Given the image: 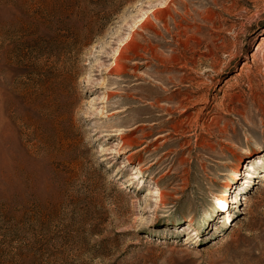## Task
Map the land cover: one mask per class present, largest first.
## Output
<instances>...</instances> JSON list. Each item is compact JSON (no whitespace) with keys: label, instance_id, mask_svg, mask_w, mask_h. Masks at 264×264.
Wrapping results in <instances>:
<instances>
[{"label":"rangeland","instance_id":"obj_1","mask_svg":"<svg viewBox=\"0 0 264 264\" xmlns=\"http://www.w3.org/2000/svg\"><path fill=\"white\" fill-rule=\"evenodd\" d=\"M263 38L264 0H0V264H264Z\"/></svg>","mask_w":264,"mask_h":264},{"label":"bare ground","instance_id":"obj_2","mask_svg":"<svg viewBox=\"0 0 264 264\" xmlns=\"http://www.w3.org/2000/svg\"><path fill=\"white\" fill-rule=\"evenodd\" d=\"M155 13V12H154ZM143 19H140L136 22V26H138L137 28H140L142 26V21ZM136 31L134 30V32L132 33V35H130V37L127 40H131L134 36L133 34ZM264 45V38L261 41V43L259 44V46L257 47V50L255 52V55L258 54L261 50V47ZM118 69H121V65L119 63V60L116 59L112 64L109 65L108 70L105 73H108V75H113ZM106 124V123H105ZM96 127V126H95ZM107 130L111 133H114L115 137L120 138V143L118 145V148L120 150H124L125 152H129L135 149V140L133 138H131L130 134H131V130L127 129L126 126L122 125V124H117L114 122H110L107 124L106 126ZM140 152V151H139ZM135 153V152H134ZM138 153V152H137ZM140 165V169L142 168L141 163ZM247 168L249 167V165L246 166ZM240 169L236 170L235 173H239ZM260 178L264 180V175L263 173L259 174ZM261 182V181H260ZM259 182V183H260ZM258 183V184H259Z\"/></svg>","mask_w":264,"mask_h":264},{"label":"built area","instance_id":"obj_3","mask_svg":"<svg viewBox=\"0 0 264 264\" xmlns=\"http://www.w3.org/2000/svg\"><path fill=\"white\" fill-rule=\"evenodd\" d=\"M245 202H246V201H241V204H242V206H244V205H245ZM243 208H244V207H243Z\"/></svg>","mask_w":264,"mask_h":264}]
</instances>
